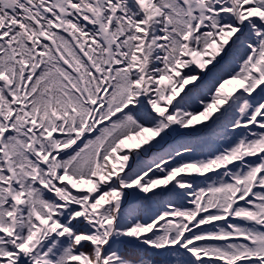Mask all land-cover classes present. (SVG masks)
<instances>
[{"label": "snow or ice", "instance_id": "1", "mask_svg": "<svg viewBox=\"0 0 264 264\" xmlns=\"http://www.w3.org/2000/svg\"><path fill=\"white\" fill-rule=\"evenodd\" d=\"M0 264H264V0H0Z\"/></svg>", "mask_w": 264, "mask_h": 264}]
</instances>
